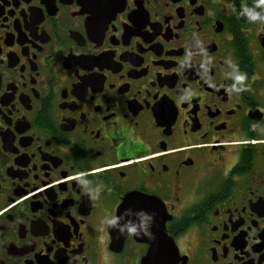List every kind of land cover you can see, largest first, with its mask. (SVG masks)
Masks as SVG:
<instances>
[{"label": "flooded vegetation", "instance_id": "flooded-vegetation-1", "mask_svg": "<svg viewBox=\"0 0 264 264\" xmlns=\"http://www.w3.org/2000/svg\"><path fill=\"white\" fill-rule=\"evenodd\" d=\"M166 262L264 264V4L0 0V264Z\"/></svg>", "mask_w": 264, "mask_h": 264}, {"label": "clouds", "instance_id": "clouds-1", "mask_svg": "<svg viewBox=\"0 0 264 264\" xmlns=\"http://www.w3.org/2000/svg\"><path fill=\"white\" fill-rule=\"evenodd\" d=\"M260 3L264 4V0H259ZM236 80H243L244 79V76L243 74H239L235 77Z\"/></svg>", "mask_w": 264, "mask_h": 264}, {"label": "water", "instance_id": "water-1", "mask_svg": "<svg viewBox=\"0 0 264 264\" xmlns=\"http://www.w3.org/2000/svg\"><path fill=\"white\" fill-rule=\"evenodd\" d=\"M166 259H168V261H172L174 258H170V257H166ZM173 262H166V264H172Z\"/></svg>", "mask_w": 264, "mask_h": 264}]
</instances>
